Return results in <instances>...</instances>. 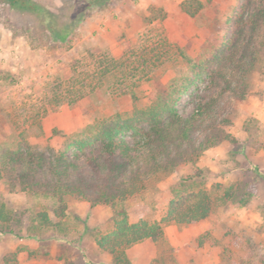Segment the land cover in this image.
Returning <instances> with one entry per match:
<instances>
[{"label":"rangeland","instance_id":"1","mask_svg":"<svg viewBox=\"0 0 264 264\" xmlns=\"http://www.w3.org/2000/svg\"><path fill=\"white\" fill-rule=\"evenodd\" d=\"M33 1L53 14L54 27L72 31L58 42L45 28L48 20L0 0V149L27 143L67 153L100 121L127 116L148 105L156 89L191 76L181 53L198 63L227 44V18L239 3L210 0L189 15L182 0ZM261 32L264 38V15ZM105 56L121 60L117 76H101ZM141 56L151 59L148 65H140ZM241 74L244 92H227L220 109L234 141L157 172L125 201L92 206L67 195L64 217L57 218L50 198L10 191L0 180V202L13 212L7 226L0 223L11 230L0 231V264H264V45ZM209 80L198 81L201 93L216 90ZM197 193L208 197L205 218L162 221L170 200L183 197L177 212ZM119 210L128 224H159L162 235L130 244L124 255L116 245L114 253L110 244L100 247L101 237L112 240Z\"/></svg>","mask_w":264,"mask_h":264},{"label":"trees","instance_id":"2","mask_svg":"<svg viewBox=\"0 0 264 264\" xmlns=\"http://www.w3.org/2000/svg\"><path fill=\"white\" fill-rule=\"evenodd\" d=\"M5 1L33 12L43 22L48 20L45 28L58 42H64L72 31L64 24L54 27L53 14L33 0ZM209 1L182 0L180 6L187 14L194 15ZM94 2L88 0L90 5ZM263 15L264 0H239L234 13L227 18V24L231 26L227 44L198 63L181 53L191 76L182 78L179 84L156 89L148 105L136 108L127 116L115 114L100 121L91 134L73 141L76 151H54L27 143H19L12 149L1 148L0 180L10 191H26L50 198L54 203V215L62 218L67 195L85 200L92 206L122 202L136 194L143 182L157 172L194 162L205 149L224 140L234 141L222 126L225 119L221 117L220 109L227 92H244L241 73L254 61V53L264 45ZM141 58L140 65H148L150 58ZM100 59L99 62L104 63L101 76H117L115 69L122 67L121 60L107 56ZM205 78L216 88L214 92L201 93L198 81ZM131 94L135 98L133 91ZM184 97L193 103L190 112L185 111ZM196 196L193 203L177 212L173 211L183 197L170 200L168 215L162 221L186 224L205 218L209 212L208 197L202 193ZM116 215L112 240L104 236L97 242L105 249L110 244L108 250L111 253L115 252V245L119 254L124 255L123 248L130 244L143 238L156 240L162 235V228L157 223L128 224L124 210L117 211ZM36 217L43 224L49 222L45 212H38ZM12 219L13 212L0 202V223L6 225ZM0 231L11 230L4 227Z\"/></svg>","mask_w":264,"mask_h":264}]
</instances>
